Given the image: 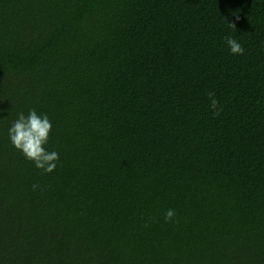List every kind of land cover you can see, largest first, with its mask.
I'll list each match as a JSON object with an SVG mask.
<instances>
[{
  "label": "trees",
  "instance_id": "1",
  "mask_svg": "<svg viewBox=\"0 0 264 264\" xmlns=\"http://www.w3.org/2000/svg\"><path fill=\"white\" fill-rule=\"evenodd\" d=\"M0 264H264V0H0Z\"/></svg>",
  "mask_w": 264,
  "mask_h": 264
},
{
  "label": "clouds",
  "instance_id": "2",
  "mask_svg": "<svg viewBox=\"0 0 264 264\" xmlns=\"http://www.w3.org/2000/svg\"><path fill=\"white\" fill-rule=\"evenodd\" d=\"M230 27H235L234 23L229 22ZM229 52L233 55H243L245 52L242 44L233 36L228 35L224 39ZM211 101L210 107L214 110V115H219L222 110L218 107V100L214 92L208 93ZM52 121L47 113L38 112L35 108L29 109L27 114L23 111L17 113L16 119L8 129V136L11 144L30 161L35 167L45 173H51L57 167L59 153L49 151L45 146L49 142L52 131ZM175 211L168 209L165 213V220L170 221L174 218Z\"/></svg>",
  "mask_w": 264,
  "mask_h": 264
}]
</instances>
